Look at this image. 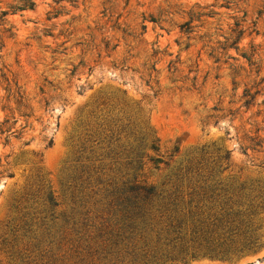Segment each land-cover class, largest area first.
<instances>
[{"label":"rangeland","instance_id":"obj_1","mask_svg":"<svg viewBox=\"0 0 264 264\" xmlns=\"http://www.w3.org/2000/svg\"><path fill=\"white\" fill-rule=\"evenodd\" d=\"M0 1V264H264V0ZM135 178L154 213L240 212L234 240L260 247L174 263L103 247L89 236ZM163 221L151 248L173 239Z\"/></svg>","mask_w":264,"mask_h":264},{"label":"trees","instance_id":"obj_2","mask_svg":"<svg viewBox=\"0 0 264 264\" xmlns=\"http://www.w3.org/2000/svg\"><path fill=\"white\" fill-rule=\"evenodd\" d=\"M36 1L20 0L21 6L11 7L13 14L27 9H35ZM0 15V23H2L9 12L0 8ZM262 144V141H257L255 147H261ZM151 149L158 151L155 143H152ZM229 158L230 154L226 152L222 160L228 161ZM149 161L162 162L160 159L153 158H149ZM142 167L143 164L139 169ZM191 171L192 168H188V172ZM122 187L120 195H109L111 200L107 207L108 215L115 212V216L119 217L116 216V220L100 217L103 224L97 228L95 237L89 236L92 240L100 242L103 247L107 246V242L115 240L118 245L123 244L133 248L131 253L136 259L150 256L158 260L166 259L172 263L187 259L196 260L202 257L227 259L232 253L255 252L260 247V238L257 237L250 236L243 242L234 240V235L241 232L243 227V222H240L242 217L240 212L228 213L224 211V208H221L220 213H212V208H210L209 213L200 209L196 212L189 210L187 213L179 214L176 211L178 205H174V209H172L171 203H165V207L158 210V213H154L153 204L160 197L155 187L147 185L145 182L141 183L137 178L124 183ZM198 196L209 203L221 197V195ZM46 201L50 208L58 206L50 195L47 196ZM166 217L170 222L166 231L170 236H173V239H166V243H161V234L158 233L155 246L151 248L154 240L149 238V230L154 223H164L163 220ZM140 243L142 246L138 247ZM88 250V253H96L90 245H88ZM102 250L104 251V249Z\"/></svg>","mask_w":264,"mask_h":264}]
</instances>
